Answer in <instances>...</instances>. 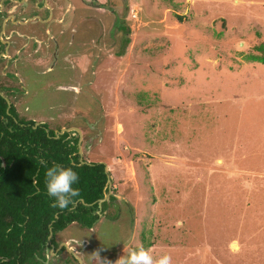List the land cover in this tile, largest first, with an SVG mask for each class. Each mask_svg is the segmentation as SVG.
Returning a JSON list of instances; mask_svg holds the SVG:
<instances>
[{"label":"rangeland","instance_id":"374dc122","mask_svg":"<svg viewBox=\"0 0 264 264\" xmlns=\"http://www.w3.org/2000/svg\"><path fill=\"white\" fill-rule=\"evenodd\" d=\"M97 1L57 26L70 47L25 54L4 87L19 118L80 129L81 159L111 179L96 223L35 264H79L67 248L115 264L140 244L172 264H264V0Z\"/></svg>","mask_w":264,"mask_h":264},{"label":"trees","instance_id":"16d2710c","mask_svg":"<svg viewBox=\"0 0 264 264\" xmlns=\"http://www.w3.org/2000/svg\"><path fill=\"white\" fill-rule=\"evenodd\" d=\"M258 60L262 62L264 57ZM34 126V121L19 118L12 104L7 111L0 96V264H35L44 259L46 247L68 225L90 229L99 218L98 201L108 192L110 175L105 165L81 164L77 135L65 132L55 138L48 124ZM42 160L48 167L72 166L78 173L74 187L80 195L70 210L51 206ZM107 204L102 203L101 213Z\"/></svg>","mask_w":264,"mask_h":264},{"label":"flooded vegetation","instance_id":"af4514ba","mask_svg":"<svg viewBox=\"0 0 264 264\" xmlns=\"http://www.w3.org/2000/svg\"><path fill=\"white\" fill-rule=\"evenodd\" d=\"M85 9H93L100 14L104 12L105 7L104 3L97 0H0V71L3 72V78L0 79V96L2 98L9 100L4 94V87L20 85L16 72L27 65L23 62L25 54L35 56L40 49H43L50 51L51 56L56 59L60 50L70 47L72 34L68 38L57 35V26L66 25L70 29L75 24L85 23L88 21ZM60 34L64 32L60 31ZM11 60L20 62L13 64L9 62ZM54 67L53 61L49 65L50 71ZM101 214L100 211L97 215ZM49 245V248L45 249L46 252L52 250V244Z\"/></svg>","mask_w":264,"mask_h":264},{"label":"clouds","instance_id":"9594fccd","mask_svg":"<svg viewBox=\"0 0 264 264\" xmlns=\"http://www.w3.org/2000/svg\"><path fill=\"white\" fill-rule=\"evenodd\" d=\"M45 167V189L49 197L53 198L52 207L61 210L69 209L75 202L74 198L80 195L79 189L74 185L78 182L79 176L72 166L64 167L58 164L47 166V161H41ZM99 249L91 256L98 264H112L107 258L101 259ZM115 264H172L171 256L165 252L154 255L152 249H146L140 244L134 249H129L127 256H122L115 261Z\"/></svg>","mask_w":264,"mask_h":264},{"label":"water","instance_id":"95a60500","mask_svg":"<svg viewBox=\"0 0 264 264\" xmlns=\"http://www.w3.org/2000/svg\"><path fill=\"white\" fill-rule=\"evenodd\" d=\"M6 103H7V111L8 109L10 108L11 104L9 102V100L7 98H3ZM40 124L39 123H35V127L39 126ZM75 132L77 133L78 135V143H77V148H78V155H79V159H80V162L81 164H87L86 162H84L82 159H81V155H82V149H81V140H82V133H81V130L76 128V127H72V128H62L60 131H55V138H58L60 135H62L63 133H68V132ZM3 161V166H5L4 164V160L2 159ZM90 165V164H88ZM105 172H107V168L105 166L104 168ZM111 185V179L109 178L108 181H107V186ZM111 192L110 190H108V192L104 195V197L102 199H99L98 201V211L96 212V214H100V209H101V204L103 202H105L107 200V198L110 196ZM93 205V204H92ZM51 236H52V233L50 232L49 236H48V240L51 239ZM62 246H65L67 248V245L65 243L62 244ZM69 251V253H71L73 256H75V258L77 259V261L79 262V264H82V261L81 259L76 255V253H74L73 251H71L70 249H67Z\"/></svg>","mask_w":264,"mask_h":264},{"label":"built area","instance_id":"2783aa9c","mask_svg":"<svg viewBox=\"0 0 264 264\" xmlns=\"http://www.w3.org/2000/svg\"><path fill=\"white\" fill-rule=\"evenodd\" d=\"M130 14L132 16V18H137V12H135L134 10H130Z\"/></svg>","mask_w":264,"mask_h":264}]
</instances>
